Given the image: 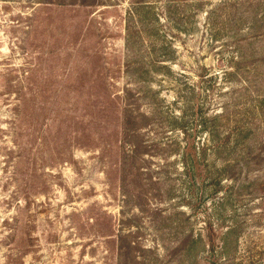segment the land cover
I'll list each match as a JSON object with an SVG mask.
<instances>
[{
    "label": "rangeland",
    "instance_id": "rangeland-1",
    "mask_svg": "<svg viewBox=\"0 0 264 264\" xmlns=\"http://www.w3.org/2000/svg\"><path fill=\"white\" fill-rule=\"evenodd\" d=\"M0 264H264V0H0Z\"/></svg>",
    "mask_w": 264,
    "mask_h": 264
},
{
    "label": "trees",
    "instance_id": "trees-1",
    "mask_svg": "<svg viewBox=\"0 0 264 264\" xmlns=\"http://www.w3.org/2000/svg\"><path fill=\"white\" fill-rule=\"evenodd\" d=\"M229 233V232H228ZM226 235H227V233H226Z\"/></svg>",
    "mask_w": 264,
    "mask_h": 264
}]
</instances>
